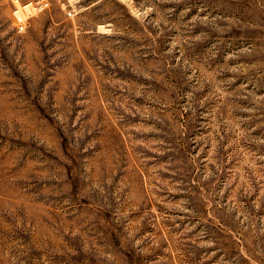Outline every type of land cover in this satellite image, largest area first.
I'll list each match as a JSON object with an SVG mask.
<instances>
[{
	"label": "rangeland",
	"instance_id": "1",
	"mask_svg": "<svg viewBox=\"0 0 264 264\" xmlns=\"http://www.w3.org/2000/svg\"><path fill=\"white\" fill-rule=\"evenodd\" d=\"M0 264H264V0H0Z\"/></svg>",
	"mask_w": 264,
	"mask_h": 264
},
{
	"label": "built area",
	"instance_id": "2",
	"mask_svg": "<svg viewBox=\"0 0 264 264\" xmlns=\"http://www.w3.org/2000/svg\"><path fill=\"white\" fill-rule=\"evenodd\" d=\"M21 29H23V27L21 26Z\"/></svg>",
	"mask_w": 264,
	"mask_h": 264
}]
</instances>
